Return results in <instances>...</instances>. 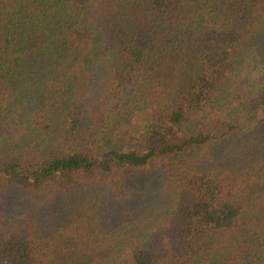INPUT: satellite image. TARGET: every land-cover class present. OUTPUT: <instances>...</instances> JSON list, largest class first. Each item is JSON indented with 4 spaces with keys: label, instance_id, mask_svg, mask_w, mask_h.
<instances>
[{
    "label": "trees",
    "instance_id": "trees-1",
    "mask_svg": "<svg viewBox=\"0 0 264 264\" xmlns=\"http://www.w3.org/2000/svg\"><path fill=\"white\" fill-rule=\"evenodd\" d=\"M0 264H264V0H0Z\"/></svg>",
    "mask_w": 264,
    "mask_h": 264
},
{
    "label": "rangeland",
    "instance_id": "rangeland-1",
    "mask_svg": "<svg viewBox=\"0 0 264 264\" xmlns=\"http://www.w3.org/2000/svg\"><path fill=\"white\" fill-rule=\"evenodd\" d=\"M134 181H137L133 184V188L136 189L137 192L143 191L144 193H150L154 190V185L158 179L156 174H147L146 177L142 176ZM6 201V205H9L10 199H6Z\"/></svg>",
    "mask_w": 264,
    "mask_h": 264
}]
</instances>
